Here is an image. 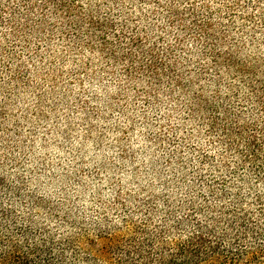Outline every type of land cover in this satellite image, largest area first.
Here are the masks:
<instances>
[{"label":"rangeland","instance_id":"rangeland-1","mask_svg":"<svg viewBox=\"0 0 264 264\" xmlns=\"http://www.w3.org/2000/svg\"><path fill=\"white\" fill-rule=\"evenodd\" d=\"M53 2L0 0V237L17 228L29 230L34 236L42 237L44 244L23 255L28 260H35L30 255L34 250L56 252L55 246L61 245L64 249L63 260L72 262V257L76 256L81 264H85L87 259L92 260L93 257L85 255L77 247L74 234L65 236L61 229L71 230L77 223H85L97 213L103 220H107L108 215L119 219L120 215H126L125 199L130 206L139 207L145 216L151 211L155 215L163 213L159 216L163 223L167 224L172 219L165 209H171L176 203L174 200L171 204L159 200V193L150 195L147 200L140 196L133 198V193L125 189L145 184L146 187L140 190L146 191L148 187L154 185L159 188L163 184L175 191L189 180H194L202 187L209 188V196H215V190L203 182V176L197 179L188 171L191 157L185 162L184 152L187 149L182 145L187 139L183 133L190 117L179 115L176 109H169L165 98L169 103L173 101L158 88L154 90L155 81L128 69L110 68L108 65L91 70L93 65L89 60L95 49L83 52L89 60L84 61L83 68L76 70L65 66L58 71L52 67L56 60H45L51 49L45 47L44 54L40 49L44 46V39L51 43L52 37L42 39L43 31L38 25L45 8ZM156 2L139 0L141 4ZM220 11L208 10L206 22L209 27L217 23L212 18ZM143 15L147 17V13ZM237 19L251 22L247 17H237L233 12L224 14L218 23L223 29L227 21L228 26L236 31L237 27H243L237 24ZM168 26L172 27V24ZM159 42H164L163 36ZM34 61L45 64L48 70L37 72ZM62 64L66 65V62ZM171 71L178 77L184 76L175 68ZM185 71L188 76L204 78L208 70L187 67ZM182 82L160 81L164 87L172 84L180 91H183L180 89ZM246 87L249 96L245 99L250 103L255 102L253 89L260 86ZM223 89H228L224 100L237 107L244 106L240 92H232L221 79L217 91ZM256 107L260 113H264V107L259 103H256ZM162 112L165 114L162 115ZM173 115L181 123L173 124L168 132H164ZM156 128L160 131L150 130ZM201 155V164L216 159L210 153ZM165 176L168 179H164ZM215 183L227 184V181ZM34 184L47 191L48 195L40 197L46 201L45 204L37 203L32 198V193L39 190L33 187ZM225 192L227 188L215 197L213 203H209V197L203 193H196L197 199L189 203L190 197L185 191L183 204L179 208L187 216L174 220L171 228L184 230L192 227L195 221L204 232L215 230L222 236L231 235L236 227L233 222L235 210L222 202L221 197L228 200ZM229 195L239 196V193ZM133 199L140 203H132ZM157 200L163 207L158 206ZM259 212L260 208H257L256 213ZM240 213L244 214L248 223L256 224L243 207ZM197 232H201V229H197ZM5 239L7 237L0 238V244ZM238 242V245H243V242ZM97 243L106 250L112 241L106 232L94 233L87 238L85 251L94 249ZM39 258L42 263L45 257Z\"/></svg>","mask_w":264,"mask_h":264},{"label":"clouds","instance_id":"clouds-1","mask_svg":"<svg viewBox=\"0 0 264 264\" xmlns=\"http://www.w3.org/2000/svg\"><path fill=\"white\" fill-rule=\"evenodd\" d=\"M41 7L44 8V5ZM137 9L140 11L137 12ZM215 9L221 11L212 18L217 23L209 27L206 22L208 10ZM233 12L251 22L237 19V24L243 27L233 31L225 21L222 29L218 21L224 14ZM143 13H147L146 18ZM137 16L140 19H136ZM169 23L172 27L168 26ZM38 27L43 31L42 39L52 37L51 43L44 39L40 51L44 54L45 47L51 49L45 60H56L52 67L58 71L65 66L72 70L83 68L84 61L89 60L83 52L95 49L89 60L93 65L91 70L108 65L110 68L128 69L155 81L154 90L158 88L171 97V103L165 98L169 109H176L179 115L190 117L183 133L187 139L182 145L187 149L184 152L185 162L191 157L188 171L197 179L203 176V182L215 190V196H209V188L194 180H189L175 191L163 184L159 188L153 185L141 191L146 187L141 184L125 191H131L133 198L140 196L143 200L159 193V200H166L169 204L173 200L176 202L171 209H165L172 216L167 224L159 219L163 213L155 215L150 211L145 216L139 207L130 206L124 197H120L125 199L126 215H120L119 219L108 215L107 220H103L97 213L85 223H77L71 230L61 229L63 234H74L77 247L85 255L93 257L91 264H181L187 255L186 249L197 240L205 242V251H210L217 244L222 249H231L233 253L239 249L241 254L247 255L237 264H255L251 261L252 254L258 248H264V203H259L264 202V113L256 107V103L264 107V0H157L151 4H141L139 0H119L116 3L109 0H54L45 8ZM161 36L164 37L163 43L159 42ZM34 63H37V72L48 70L45 64ZM187 67L208 71L204 78L188 76ZM172 68L184 73V76H176ZM221 79L232 92H240L244 104L242 108L223 99L228 89L217 91ZM161 80H183L180 83L183 91L172 84L164 87ZM250 85L260 86L253 89L255 102L251 103L245 99L249 96L246 86ZM176 97L179 99L176 100ZM176 123L181 122L173 115L164 132ZM150 130L160 131L159 128ZM202 153H210L216 159L201 164ZM164 179H168L167 176ZM215 181H227V184L218 185ZM33 187L39 190L32 193V198L45 204L46 201L40 197L48 195L47 191L39 184ZM224 188H227L225 195L228 200H223V197L221 200L235 210L233 222L236 227L231 235L222 236L215 230L214 235L209 234L195 221L192 227L184 230L171 228L174 220L187 216L179 208L185 191L189 194V203L197 199L196 193H203L209 197V203H213ZM236 192L239 196L229 195ZM159 200L158 206L163 207ZM132 203L138 205L140 201L133 199ZM242 207L247 216L256 221L255 225L248 223L244 214L240 213ZM257 208H260L259 213H256ZM197 229H201L200 235ZM101 232H106L111 238L112 243L107 249L97 243L94 249L85 251L87 238ZM3 237L7 239L0 244V264H14L15 257L44 244L42 237L20 228L7 231L0 238ZM240 237H244L243 247L236 243ZM55 247L56 252L52 251V256L56 259L52 264H57L64 252L63 246ZM72 262L81 264L76 256L72 257ZM207 264H218V261L213 259ZM258 264H264V259H260Z\"/></svg>","mask_w":264,"mask_h":264},{"label":"trees","instance_id":"trees-1","mask_svg":"<svg viewBox=\"0 0 264 264\" xmlns=\"http://www.w3.org/2000/svg\"><path fill=\"white\" fill-rule=\"evenodd\" d=\"M205 231L209 234H215L214 231ZM256 231L259 232V228H257ZM200 233L201 232H197L198 235H200ZM201 239H204V236L201 235ZM243 240L244 239L240 238L236 243L239 244L238 241L243 242ZM204 243L205 242H202V240H197L194 244H190L186 249L187 255L185 259L181 261V264H207L208 261L213 259L218 261V264H237L238 261H242L244 256L247 255V253L241 254L239 249H237L235 253H233L231 249H222L219 244L210 251H205ZM240 246L243 247V245ZM46 250L47 251L44 252L42 250H34L31 252L30 255L35 258V260L32 261L28 260L26 256H17L14 258V264H52L54 260L52 252L49 249ZM225 253H227V255ZM38 257H45L42 263ZM63 259L65 258H63L62 255L60 262L58 261L57 264H63L65 261ZM260 259H264V248H258L251 256V261L255 262V264H258ZM67 264H73V262L69 261ZM85 264H91V260L87 259Z\"/></svg>","mask_w":264,"mask_h":264}]
</instances>
